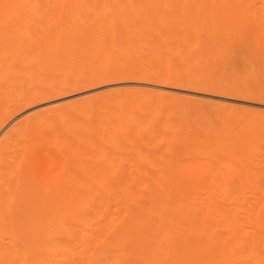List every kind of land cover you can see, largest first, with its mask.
Wrapping results in <instances>:
<instances>
[{"label": "bare ground", "instance_id": "1", "mask_svg": "<svg viewBox=\"0 0 264 264\" xmlns=\"http://www.w3.org/2000/svg\"><path fill=\"white\" fill-rule=\"evenodd\" d=\"M259 76L264 0H0V264H264V114L168 93Z\"/></svg>", "mask_w": 264, "mask_h": 264}, {"label": "rangeland", "instance_id": "2", "mask_svg": "<svg viewBox=\"0 0 264 264\" xmlns=\"http://www.w3.org/2000/svg\"><path fill=\"white\" fill-rule=\"evenodd\" d=\"M242 67H243V63L239 59L233 58L232 61H229L228 68L223 73L222 77H224V78L227 77L231 80H236V81L241 80V81L247 83L249 86H252L253 85L252 83H255V80L249 79V77H244ZM232 70L234 71V73ZM257 82L264 85V78L259 76V78H257ZM117 84H119V85H117ZM117 84L115 83L114 86L112 85L113 86L112 87L108 83H103V84L96 85V86L88 88V89H82L81 91H76V92L68 95L67 98L62 97V99L61 98H57L55 100L53 99V101H55V102L52 101V103L50 101H47V102L45 101L46 104H44V102H40L38 105L36 104L37 106L36 105H34V106H35V108L38 107L41 109L44 106L47 107L49 103L55 104L56 102H60L61 100L63 101L65 99H66V101H68V100L70 101V100L76 99L77 97L79 98L80 96L83 97V96L90 95V94H93L96 92L105 91L106 89L109 90L110 88L114 89L115 87L116 88L121 87V85H120L121 83H117ZM176 90H178V89H176ZM176 90L169 91L168 93L175 96L176 100H179L178 102H181L182 105L184 104L185 107H187L188 116L191 118V120L193 122H198V123H202V124H210V125H218L220 122L223 121V117H222L223 113H226V112L230 111L231 109L234 111L239 110V109L241 110L243 107L245 109H242V110H247V111L249 110V111H251V113L254 112V114H256L257 111L258 112L262 111L261 114H264L263 113L264 112V103L259 102V101L264 100V98L257 100L258 98H252V99L242 98L241 99V97H238V98L232 99V101H227L225 99L222 100V99L216 98L214 95H210L208 93H207L208 96L204 95L205 92H200V94L203 93V94H201L203 96H200L199 93H197L195 95V93H188V92L186 93V92H181L179 90L178 91H176ZM182 93H184V94H182ZM180 97H184V99H181ZM228 100H231V99H228ZM237 100L238 101L240 100V101L238 102ZM42 103L44 104V106ZM219 104H221V105H219ZM224 104H226V105H224ZM227 104H229V105H227ZM216 105H218V106H216ZM34 106L31 108H34ZM218 109H220V110H218ZM27 110H29V109H27ZM195 115L198 117V119L200 121L197 119V117ZM199 117H202V118H199ZM213 120H214V122H213Z\"/></svg>", "mask_w": 264, "mask_h": 264}, {"label": "snow or ice", "instance_id": "3", "mask_svg": "<svg viewBox=\"0 0 264 264\" xmlns=\"http://www.w3.org/2000/svg\"><path fill=\"white\" fill-rule=\"evenodd\" d=\"M261 102L264 103V100H262Z\"/></svg>", "mask_w": 264, "mask_h": 264}]
</instances>
